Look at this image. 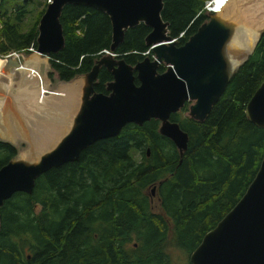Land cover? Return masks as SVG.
I'll return each mask as SVG.
<instances>
[{
	"label": "trees",
	"instance_id": "obj_1",
	"mask_svg": "<svg viewBox=\"0 0 264 264\" xmlns=\"http://www.w3.org/2000/svg\"><path fill=\"white\" fill-rule=\"evenodd\" d=\"M206 1L162 0L160 17L175 46L207 21ZM45 4L24 26L29 1L0 0V57L35 49ZM59 23L64 43L48 56L49 67L58 81L68 82L108 50L110 25L104 14L72 5L63 7ZM148 32L142 24L127 29L114 54L135 65L148 51ZM263 78L264 29L202 122L182 116L185 106L169 116L187 135L181 158L158 134L156 120L126 124L117 136L83 150L76 162L39 176L30 194H13L0 207V264H169L171 248L188 258L244 193L264 154V128L243 114ZM110 80L100 67L94 91L104 92ZM15 154L0 141V167ZM152 187L158 213L145 194Z\"/></svg>",
	"mask_w": 264,
	"mask_h": 264
},
{
	"label": "water",
	"instance_id": "obj_2",
	"mask_svg": "<svg viewBox=\"0 0 264 264\" xmlns=\"http://www.w3.org/2000/svg\"><path fill=\"white\" fill-rule=\"evenodd\" d=\"M210 2L213 4V0ZM67 5L88 7L107 17L110 53L122 42L127 29L142 24L149 31L144 45L151 57L145 55L129 66L120 56L98 54L90 70L79 77L83 81L79 103L66 132L37 155L26 143L23 150L0 167V207L15 193L30 194L39 176L77 160L81 150L116 136L126 124L141 126L150 119L156 120L158 134L172 143L181 158L187 135L169 121V115L190 102L187 117L202 122L261 33L249 53L233 67L226 48L237 28L212 9L207 12V21L182 45L175 46L176 39L168 35L167 24L160 17L162 0H48L37 21L36 47L29 52L48 58L62 49L59 17ZM14 56L18 55L5 56L0 68L3 75H11L22 67L19 56ZM159 66L164 67L161 73L157 72ZM100 67L112 78L105 85L107 94L93 90ZM243 114L254 127L264 128V78L246 102ZM153 191L154 187L150 189ZM188 264H264V154L244 193L202 236L189 253Z\"/></svg>",
	"mask_w": 264,
	"mask_h": 264
},
{
	"label": "rangeland",
	"instance_id": "obj_3",
	"mask_svg": "<svg viewBox=\"0 0 264 264\" xmlns=\"http://www.w3.org/2000/svg\"><path fill=\"white\" fill-rule=\"evenodd\" d=\"M15 1L22 2L24 0H15ZM28 1H29V5L27 6V9L30 12V14H28L27 19L24 20V26L27 25L28 19H30L34 13H36L38 10H40L43 3L47 2L48 0H28ZM253 1L254 0H252V1L251 0H226L227 5H228L227 6L228 11H226L224 14H222L221 17H223L224 19L230 20L236 26V28L239 32V29L241 28L239 26L240 25L242 26L243 23L240 21V18H238V15L242 14L244 11H246V13H250L249 11L254 6L259 4L256 0L254 2ZM258 1L260 2V0H258ZM240 10H241V12H240ZM252 11H253V9L251 10V12ZM242 15H244V13ZM248 22H244V23H246L248 25ZM263 26H264V24H263ZM263 26L259 29L258 33L263 29ZM31 51H33V50H31ZM228 53H229V51H228ZM22 54H23L22 56L20 55V53L17 55L19 56L18 59L20 61H22L23 64H25V61L31 60L29 63L30 66L26 67V69L24 71L26 77L33 79L35 77V75L38 73L39 76L41 77L42 81H44V83H45V81L47 82V84H46L47 89L44 91L43 96H41V98L39 100L35 96H33L34 94L38 93V89L37 88L32 89V88H34V86L32 85L33 82H30V81H26L23 85V80L21 79L22 76H21L20 72L15 71V72H13L12 76H10V77L8 75H3L2 73L0 74V81H1L0 83L7 85V86H4L2 84L3 85L2 86L3 88H2L1 84H0V87L3 89V94H4V96H2L1 101H0V108H1L2 103L4 102L3 100H5L7 98L8 99L10 97L13 98V99H9L11 101V103L15 101L14 103H12V106H10L13 109L9 108L6 111V115H4V113H1V111H0V122L2 120H4L6 122V124H8L9 127L10 126L12 127L11 128L12 130H16L17 132L18 131L20 132V130L27 131L26 133L28 135L27 136L28 138L18 137V138L13 139V140L0 137V141L1 142H7V143L11 144L18 151L23 150L26 147V143L30 144L32 147L38 140H40L44 136L45 133H49L52 130V128H53V130H54V128H55V130L58 129L59 121L64 119L63 117L65 115H67L66 112H71V109L76 107L77 101L73 98L66 101L65 98H62V97L57 98L54 95H55V93H61L60 89L58 88L59 86L70 85V84L76 82L77 80L82 81V79L79 78L81 76H77L68 82H60L57 80L56 76L54 75V73H52V71L49 67V58H45L44 56H36L32 52L22 53ZM229 56H230V53L228 54V57ZM33 57H35V61H33V59H32ZM23 64H22V66H23ZM82 84H83V81H82ZM40 85L43 86V82H40ZM26 94L31 97V100L29 98L25 97ZM26 99H27V101H26ZM28 100H30V102H28ZM23 101L24 102L26 101L27 103H24ZM68 102H69V104H68ZM9 112L12 113L13 115H15L17 113V115H18L17 119L20 118L19 119L20 124L17 122V120L15 118H13V115L9 114ZM7 115H9V116L7 117ZM11 119H13V120H11ZM24 121H25V123H24ZM13 122H14V124H12ZM14 127H15V129H14ZM34 138H36V139H34ZM9 141H11V142H9ZM145 194H146L147 198H149V196H150L149 190H146ZM149 200H150V206H151L152 212L158 213L159 208H158V204L156 202L155 197H152L151 199L149 198ZM36 212H37V209L35 210V213ZM169 252H170V263L169 264H188V262H187L188 258L183 251L176 249V248H171V249H169Z\"/></svg>",
	"mask_w": 264,
	"mask_h": 264
},
{
	"label": "bare ground",
	"instance_id": "obj_4",
	"mask_svg": "<svg viewBox=\"0 0 264 264\" xmlns=\"http://www.w3.org/2000/svg\"><path fill=\"white\" fill-rule=\"evenodd\" d=\"M256 1L259 4L256 5V6H254L252 8L253 9L252 12H251L252 9L249 11L250 13H246V11L243 10L244 11L243 12L244 15H242L243 13L240 14V15H238V18H240V21L243 23V25L242 26L241 25L239 26V27H241L239 29V32L237 30V32L235 34V37L232 39V41L228 44V46L226 48V53H228V51L230 53V56L228 58L232 62V66L233 67H235L239 63V60H241L242 58H244L249 53L250 49L252 48V45H253L254 41L256 40V37L258 35L259 29L264 24V0H260V2L258 0H256ZM227 6L228 5H227L226 0H213V5H212L211 8H212V10L218 12L217 13L218 16H222V14H224L226 11H228V7ZM240 12H241V10H240ZM244 22H248V25L246 23H244ZM228 54H227V56H228ZM145 55H147L148 57H151V55L150 56L148 55V51L146 53L142 54V56H145ZM16 57H18V56H14V58H16ZM32 59H33V61H35V57H33ZM30 61L31 60L25 61V64H23V66L21 67V69L17 70L16 72H20V74L22 76L21 79L23 80V85H24V83L26 81L33 82L32 85L34 86V88H32V89H36V88L38 89V93L37 94H34L33 96H35L37 99L40 100L41 96H43V94H44V91L47 89L46 88L47 82L45 81V83H44V81H42V79H41V77L39 76L38 73L35 75V77L33 79L26 77L24 71H25L26 67L30 66L29 65ZM2 63L3 62L0 59V68H1ZM0 74H1V69H0ZM12 74L11 75L9 74L8 76L10 77V76H12ZM40 82H43V86L40 85ZM0 84H1V87L4 85L3 83H0ZM4 86H7V85H4ZM1 87H0V101H1L2 96H4L3 89H2L3 87L2 88ZM58 88L60 89L61 93H55V95H54L55 97H57V98H59V97L65 98L66 101L69 100V99H71V98H73V99H75L77 101V104H78L79 98H80V91H81V88H82V81L81 80H79V81L77 80L76 82H74V83H72L70 85H61ZM25 97L26 98H29L31 100V97L29 95L26 94ZM9 99H13V98L10 97ZM9 99L7 98V99L3 100L4 102L2 103L1 108H0L1 113H4V115H6V111L9 108H12V107H10V106H12V103L15 102L14 101V102L11 103V101ZM30 100H28V102H30ZM26 101H27V99H26ZM26 101L25 102L23 101V102L24 103H27ZM68 104H69V102H68ZM77 104H76V107H74V108L71 109V112H66L67 115H65L63 117L64 119L61 120L62 122L59 121L58 129L55 130V128H54V130H53V128H52V130L49 133H45L44 136L40 140H38L31 147V151L33 150L34 153H36V155H37L38 153H42V151H44V150H48L52 145H54V143L68 129V126H69V123H70V119H71L72 115L75 114L74 112H76ZM9 114L13 115L10 112H9ZM8 116L9 115H7V117ZM17 116L18 115L16 113L15 115H13V118H15L17 120V122L19 123V119L20 118L17 119ZM11 120H13V119H11ZM24 123H25V121H24ZM12 124H14V122ZM11 128H12L11 126L9 127L8 124H6V122L4 120H2L0 122V137L7 138V139H11V140L16 139L18 137H26V138H28L27 137L28 135L26 133L27 131L20 130V132L19 131L17 132L16 130H12ZM14 129H15V127H14ZM34 139H36V138H34Z\"/></svg>",
	"mask_w": 264,
	"mask_h": 264
},
{
	"label": "flooded vegetation",
	"instance_id": "obj_5",
	"mask_svg": "<svg viewBox=\"0 0 264 264\" xmlns=\"http://www.w3.org/2000/svg\"><path fill=\"white\" fill-rule=\"evenodd\" d=\"M206 13H207V12H206ZM217 13H218V12H217ZM229 21H230V20H229ZM262 30H263V29H262ZM262 30H261L260 32H262ZM180 36H181V35H180ZM180 36H179V37H180ZM256 42H257V41H256ZM29 50H32V49H29ZM101 53H102V54H101ZM144 53H146V52H144ZM98 54H101V55H104V54H110L112 57L117 56V55L114 54V52H113V53H110L108 50H103V51H101V52L98 53ZM98 54H97V55H98ZM124 63H125V62H124ZM125 64H126V63H125ZM162 67H163V66H162ZM163 68H164V67H163ZM105 71H106V70H105ZM108 73H109V72H108ZM232 74H233V73H232ZM79 76H81V75H79ZM110 76H111V75H110ZM76 77H77V76H76ZM111 79H112V78H111ZM110 81H111V80H110ZM110 81H109V82H110ZM134 81H135V79H134ZM134 81H133V82H134ZM107 83H108V82H107ZM134 84H135V83H134ZM136 84H137V82H136ZM94 85H95V84H94ZM105 85H106V84H105ZM93 87H94V86H93ZM225 88H226V87H225ZM93 90H94V89H93ZM224 90H225V89H224ZM94 92H95V91H94ZM95 93H101V92H95ZM101 94H107L106 91H105V88H104V92H102ZM78 103H79V102H78ZM189 104H190V102H185V103L183 104V106H185V112H182L181 115L184 116V117H187L186 113H187V107L189 106ZM77 106H78V104H77ZM183 106H182V108H183ZM76 109H77V108H76ZM180 109H181V108H180ZM180 109H179L176 113H179V112H180ZM74 113H75V112H74ZM173 114H175V113H173ZM74 115H75V114L72 115V117H71V119H70V123H69V125L71 124V121H72V118L74 117ZM170 115H171V114H170ZM170 115H169V116H170ZM187 118H188V117H187ZM204 119H205V118H204ZM169 121H170V120H169ZM170 122H171V121H170ZM195 122H196V121H195ZM173 123H175V122H173ZM158 124H159V123H158ZM158 126H159V125H158ZM68 128H69V126H68ZM179 129H180V128H179ZM157 130H158V129H157ZM180 130H181V129H180ZM181 131H182V130H181ZM119 132H120V131H119ZM118 134H119V133H118ZM118 134H117V135H118ZM117 135H116V136H117ZM113 137H115V136H113ZM110 138H112V137H110ZM106 139H108V138H106ZM102 140H104V139H102ZM98 141H100V140H98ZM96 142H97V141H96ZM6 143H7V142H6ZM94 143H95V142H94ZM8 144H9V143H8ZM92 144H93V143H92ZM92 144H91V145H92ZM10 145H11V144H10ZM89 146H90V145H89ZM89 146H88V147H89ZM88 147H86V148H88ZM14 148H15V147H14ZM86 148H85V149H86ZM15 149H16V148H15ZM85 149H83V150H85ZM83 150H81L80 153H81ZM17 151H18V150L16 149V153H17ZM80 153H79V155H80ZM79 155H78V157H79ZM145 155L148 156V151H147V150H145ZM77 159H78V158H77ZM76 161H77V160H75V161H73V162H76ZM73 162H68V163H73ZM150 189H151V188L148 189L149 192H150ZM152 197H155L156 202L158 201V198H157L156 195H155V191H153V193L150 192V196H149V198L151 199ZM149 198H148V199H149ZM7 200H8V199H7ZM3 202H4V201H3ZM2 204H3V203H2ZM1 206H2V205H1ZM149 206H150V200H149ZM150 209H151V206H150ZM187 262H188V260H187Z\"/></svg>",
	"mask_w": 264,
	"mask_h": 264
},
{
	"label": "built area",
	"instance_id": "obj_6",
	"mask_svg": "<svg viewBox=\"0 0 264 264\" xmlns=\"http://www.w3.org/2000/svg\"><path fill=\"white\" fill-rule=\"evenodd\" d=\"M212 5H213V4L210 2V0H207V1L205 2L204 6H203V10H204L205 12H208V10L212 9V8H211ZM4 58H5V56L0 57V59L2 60V62L4 61Z\"/></svg>",
	"mask_w": 264,
	"mask_h": 264
}]
</instances>
